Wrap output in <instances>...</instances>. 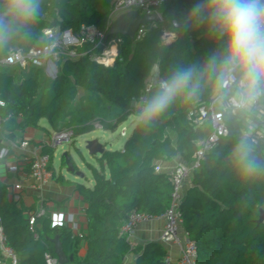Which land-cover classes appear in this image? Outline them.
I'll return each instance as SVG.
<instances>
[{
    "label": "trees",
    "instance_id": "obj_1",
    "mask_svg": "<svg viewBox=\"0 0 264 264\" xmlns=\"http://www.w3.org/2000/svg\"><path fill=\"white\" fill-rule=\"evenodd\" d=\"M113 1L39 0L36 18L0 47V61L13 50L27 52L46 46L49 39L44 31L48 28L79 34L81 27L87 25L105 31ZM197 3L207 5L208 0H167L158 8L162 20L157 28L147 26L142 40L108 36L122 38L111 65L91 59L92 53L101 50L92 51L93 44L78 47V57L60 60L58 75L51 82V98L43 105L36 100L38 78L30 73L41 69L29 66L25 69H30L29 73L20 75L17 70L23 72L21 68L1 65L0 100L5 106L0 107V113L12 117L0 130V152L4 142L14 140L15 130L34 128L50 134L40 125L42 120L54 131L71 126L65 112L80 90L103 98L106 110L115 109L112 117L102 120L104 130H115L132 115L136 116L122 149L105 150L96 156L97 166L87 163L94 184L77 185L87 203V228L81 236L69 226L53 225L45 201V214L39 216L40 209L27 206L22 197L12 199L11 185L0 181V227L4 244L16 255L17 264H47V254L56 258L52 242L56 236L67 257H73L68 264H125L129 254L136 256L133 264H165L167 250L162 243L135 245L120 235V228L134 211L159 215L170 206L173 185L170 175L157 171V162L176 156L190 162L196 141L210 133L209 125L193 127L187 113L190 107L206 104L214 95V76L208 64L212 57L223 56L224 41L209 21L197 23L191 18ZM172 21L177 27H173ZM163 29L174 31L176 37L167 42L162 38ZM156 64L164 81L178 71L194 69L193 81L198 79L201 87L191 99L187 91L179 95L157 117L140 119L145 105L139 107L137 101ZM159 90V86H154L147 101ZM91 115L85 123L96 118L94 112ZM246 118L239 114L225 116L228 134L191 174L190 186L180 201L182 224L196 245L195 264H264V221L257 223L264 210V143H254V155L262 165L255 172L244 173L233 157V149L245 133L254 142L257 137V132L250 134L245 127ZM91 130L92 125H87L78 128L76 135ZM43 152L50 154L51 168L55 150L44 146ZM66 155L73 162L70 154ZM60 161V167L67 168L65 154ZM26 168L29 170V164ZM31 215L35 217L33 225ZM82 243L86 253L79 257Z\"/></svg>",
    "mask_w": 264,
    "mask_h": 264
},
{
    "label": "built area",
    "instance_id": "obj_2",
    "mask_svg": "<svg viewBox=\"0 0 264 264\" xmlns=\"http://www.w3.org/2000/svg\"><path fill=\"white\" fill-rule=\"evenodd\" d=\"M167 0H114L109 10L107 17V26L105 31H99L94 26L83 25L79 34H74L72 31H58L57 29L48 28L45 29V35L49 39V43L40 49H31L27 52L21 50L11 51L3 60L0 61L2 66H16L21 69H26L29 66L43 69L49 72L53 69H57V63L63 57L79 56L77 52L78 47H82L85 43L93 44V50L100 48L99 53H92L91 59L97 63L111 65L114 62V58L117 55L118 47L122 43V38L115 37L108 39V31L113 21L122 13L136 10L141 15L143 14H159L160 22L162 16L158 11ZM158 22H153L145 26H141L136 32L134 41L142 40L147 26L150 28H157ZM173 27H177V23L172 21ZM176 37V33L171 30L163 29L162 38L169 42ZM114 50V51H113ZM86 54V53H85ZM106 59H111V63L105 62ZM164 82L159 76V68L156 64L150 75L145 81V85L141 96L137 101L139 107H143L147 102V94L154 86H161ZM214 96V95H213ZM213 96L206 104L194 105L188 109L187 118L189 123L195 128H203L207 125L210 127V133L196 141V151L190 162H181L173 169L170 180L173 185L172 200L170 206L159 215H151L141 212H132L128 215L120 228V235L126 240L131 241V237L136 229L147 222L153 220H163L164 227L161 234V243H172L177 245L180 249V256L177 259L172 258L167 254L165 258V264H195L196 259V245L192 241L188 233L185 231L183 235L180 234V226L182 225V217L179 211V204L182 200L183 187L186 179L199 168L201 162L205 159L206 155L218 144L221 138L228 134V126L226 124L225 116L222 114L219 107L214 103ZM5 102L0 100V107H4ZM12 116L8 115L3 117L0 113V130L3 127V123L9 120ZM257 119V123L255 120ZM87 125H92L93 128L103 129V122L101 119L96 118L81 126H66L59 130L52 132L51 137L45 145L34 146L30 157L26 158L27 164H29L28 175L32 178V186L35 189H42L52 179V170L50 168V154L43 152V147L55 149L63 143H70L76 136L77 128H82ZM245 127L249 129V133L257 132L255 143L258 141L264 143V105L257 108L251 117H247L244 122ZM127 129L125 127L121 130V136H126ZM12 146L19 145L21 148H28L31 143L28 140L20 143H12ZM10 152L9 147H4L0 152V162L5 159ZM9 171L12 173H19L20 169L17 165L10 166ZM23 186L21 183H17L10 188L11 198L14 200L20 199L22 196ZM45 210L40 209L38 215H44ZM35 217L31 215L30 224L33 225ZM53 225L63 226V221H56L53 219ZM5 237L3 235L2 228L0 227V249L1 253L9 259V264H17V257L13 251L5 246ZM47 264H60L58 258L52 257L49 254L46 255Z\"/></svg>",
    "mask_w": 264,
    "mask_h": 264
},
{
    "label": "clouds",
    "instance_id": "obj_3",
    "mask_svg": "<svg viewBox=\"0 0 264 264\" xmlns=\"http://www.w3.org/2000/svg\"><path fill=\"white\" fill-rule=\"evenodd\" d=\"M39 13V0H0V47H3ZM197 23L209 21L224 41L223 56L210 59L214 76L213 101L222 114L251 117L264 105V0H208L191 10ZM194 69L176 72L149 99L140 119L150 120L165 111L182 93L195 96L201 85L193 81ZM254 141L245 133L233 149L236 164L244 173L255 172L261 163L254 155Z\"/></svg>",
    "mask_w": 264,
    "mask_h": 264
},
{
    "label": "crops",
    "instance_id": "obj_4",
    "mask_svg": "<svg viewBox=\"0 0 264 264\" xmlns=\"http://www.w3.org/2000/svg\"><path fill=\"white\" fill-rule=\"evenodd\" d=\"M47 130H49L50 134H47V132L44 130H38L34 128H26L23 131H14V140L4 142L5 147L10 148V152L8 156L0 162V181L11 185V187L17 183H21L23 186L21 197L27 206H36L37 210L44 209L43 202L45 201V210L49 213L52 220L54 219L56 221H63L64 225L69 226L73 230L74 234L81 236L82 234L86 233L87 228V220L85 216L87 203L77 190V185L81 183L67 179V177L63 175L61 171L57 175L53 167V162L51 164V170L53 173L52 179L42 189L33 188L32 178L28 175V169L26 168V158L30 157L32 148L34 146L46 144V142L51 137L52 132L54 131L52 128ZM25 140H28L31 143L30 147L24 149L19 145H11L12 143H20ZM181 162H183V160L180 156H176L169 161H158L157 171L171 175L176 165ZM14 165L19 167V173H12L9 171V167ZM74 175L76 179L78 177H83V175ZM93 184L94 182L89 181V185L86 186L92 187ZM189 186L190 177L185 181L183 194L187 192ZM163 227V220H153L144 223L136 229L130 240L133 244L142 246L147 242L161 243L160 239ZM184 232L185 229L182 224L180 226V234L183 235ZM163 246L166 248L167 254H169L172 258H179L180 249L177 245L167 243L163 244ZM85 253L86 246L84 243H82L78 255L79 257H83ZM135 258L136 256L134 254H129L126 257L125 264H133ZM0 264H9V259L3 254L0 256Z\"/></svg>",
    "mask_w": 264,
    "mask_h": 264
},
{
    "label": "rangeland",
    "instance_id": "obj_5",
    "mask_svg": "<svg viewBox=\"0 0 264 264\" xmlns=\"http://www.w3.org/2000/svg\"><path fill=\"white\" fill-rule=\"evenodd\" d=\"M59 64L60 62L57 63V69L56 70L52 69L50 73L44 71L43 69L39 70L38 72H36L35 70L30 71V69L29 70L22 69L23 72L17 70V73H20V75H25L29 73V71L30 73H32L33 76H35L36 74L39 82V90L36 96V100L41 105L49 102L51 98V92H50L51 82L58 75ZM106 105L107 104L103 100V98L94 94L86 93L83 90H80L76 95L75 99L67 107V110L65 112V115L67 117L66 121L67 123H69L68 125L79 127L81 125H84L86 121L92 118L89 116L93 112L95 113L96 118H99L101 120L112 117L115 113V109L106 110ZM96 118H93L92 120ZM135 121H136V116L132 115L131 117L128 118L126 122L121 124L115 130H104V129L93 128V130L89 132L77 134L72 142L63 143L58 147H56L54 149L55 155L53 160V167L56 174L58 175L61 171L62 174L67 177V179L76 181L84 185H89V181L94 182L92 172L88 168L87 163L97 166L98 164H97L96 156H100V155L99 154L96 156L90 155L88 150L86 149V143L88 141L98 139L100 143L105 145V150H111V151L120 150L122 149L124 143L129 137L135 125ZM40 125L46 127L47 129H51V127L49 126L46 120H42L40 122ZM123 127L127 129L126 136H121L120 134ZM66 153L70 154L71 158L73 159V162L77 167V171L82 173L83 177H78L76 179L74 174L69 173L67 171V168L64 169L62 168L61 170L60 160L61 157Z\"/></svg>",
    "mask_w": 264,
    "mask_h": 264
},
{
    "label": "water",
    "instance_id": "obj_6",
    "mask_svg": "<svg viewBox=\"0 0 264 264\" xmlns=\"http://www.w3.org/2000/svg\"><path fill=\"white\" fill-rule=\"evenodd\" d=\"M160 20L159 14H143L141 15L138 11L132 10L119 15L112 23L109 31L108 36H118L123 35L130 40L134 41L136 32L141 26L148 25L153 22H158ZM134 105V104H133ZM1 142V140H0ZM86 149L88 150L89 154L92 156L101 155L104 151V144L100 143L98 139H94L88 141L86 143ZM66 163H67V171L72 174L80 175L83 174L77 171L74 162L71 161L70 157L65 154ZM264 221V210H261L260 217L257 223H261ZM54 244V250L56 256L59 260L60 264H68L69 262L73 261V257L70 256L69 258L64 252L63 245L59 239V236H56L52 240Z\"/></svg>",
    "mask_w": 264,
    "mask_h": 264
},
{
    "label": "bare ground",
    "instance_id": "obj_7",
    "mask_svg": "<svg viewBox=\"0 0 264 264\" xmlns=\"http://www.w3.org/2000/svg\"><path fill=\"white\" fill-rule=\"evenodd\" d=\"M113 51H114V50H113ZM107 60H109V59H106L105 62H106ZM107 62H108V61H107Z\"/></svg>",
    "mask_w": 264,
    "mask_h": 264
}]
</instances>
